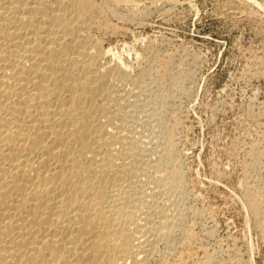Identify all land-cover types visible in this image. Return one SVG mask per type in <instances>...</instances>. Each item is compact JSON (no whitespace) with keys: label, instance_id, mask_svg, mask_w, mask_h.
Returning a JSON list of instances; mask_svg holds the SVG:
<instances>
[{"label":"bare ground","instance_id":"obj_1","mask_svg":"<svg viewBox=\"0 0 264 264\" xmlns=\"http://www.w3.org/2000/svg\"><path fill=\"white\" fill-rule=\"evenodd\" d=\"M139 6L0 0V264H215L179 146L190 71L109 45ZM243 192L264 237L261 193Z\"/></svg>","mask_w":264,"mask_h":264},{"label":"rangeland","instance_id":"obj_2","mask_svg":"<svg viewBox=\"0 0 264 264\" xmlns=\"http://www.w3.org/2000/svg\"><path fill=\"white\" fill-rule=\"evenodd\" d=\"M137 1L144 14L126 25L136 28L111 37L109 45L122 52L152 46L190 71L191 93L175 103L184 111L179 146L186 202L202 215L195 219L201 251L216 254L215 264H264V237L243 192L244 185L254 188L264 203V154H251L252 146L264 151V0H180L174 8L163 0Z\"/></svg>","mask_w":264,"mask_h":264}]
</instances>
